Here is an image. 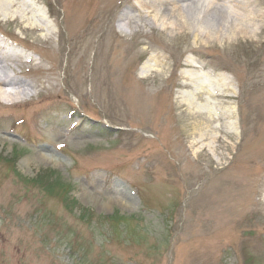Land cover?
<instances>
[{
  "label": "rangeland",
  "instance_id": "374dc122",
  "mask_svg": "<svg viewBox=\"0 0 264 264\" xmlns=\"http://www.w3.org/2000/svg\"><path fill=\"white\" fill-rule=\"evenodd\" d=\"M35 1L52 38L13 46L32 83L57 61L58 91L0 101V264H264V43L128 26L137 0Z\"/></svg>",
  "mask_w": 264,
  "mask_h": 264
},
{
  "label": "bare ground",
  "instance_id": "6f19581e",
  "mask_svg": "<svg viewBox=\"0 0 264 264\" xmlns=\"http://www.w3.org/2000/svg\"><path fill=\"white\" fill-rule=\"evenodd\" d=\"M166 4H172L171 7ZM223 5L230 6V16L220 13ZM35 0H0V20H6L12 23V29L9 31L8 38L0 30V101L5 100L9 103H15L26 99H32L36 86H44L47 89L49 97L47 102L55 100L54 95L58 91L57 75L58 62H52L49 67H44L46 71L44 78L35 83L28 81L24 72L28 70L30 63L35 61L32 55H27L23 51L13 46L14 42H23L22 45L28 47L25 40L28 36L33 38L42 37L50 40L53 31L48 27V22L42 10L36 7ZM133 6L140 12L138 14L124 13L121 20L130 26L131 23L144 26V24L157 25L161 29H170L175 31L177 28L189 27L192 29L195 39H201L204 43H213L216 41H237L239 38L245 39L257 38V41L264 43V24L262 12L257 7H250L238 0H137ZM210 9L215 10L210 11ZM193 10H195L193 12ZM189 16V14H191ZM195 13V14H193ZM221 14L225 19L220 21L216 14ZM144 15L151 18V21L143 22ZM19 27L26 35L21 36L14 28ZM236 39V40H235ZM22 40V41H21ZM235 40V41H234ZM125 51H128L126 54ZM122 55V61L130 60L132 51L127 45H122L119 52ZM23 57H26L23 59ZM40 58V59H39ZM36 62H41L42 57L39 55ZM153 62H146L142 67L143 75L149 74L156 70L158 73H164L167 70L168 58L164 54L153 55ZM9 61L14 62L21 68L19 72L9 73L6 69ZM16 65V66H17ZM24 65V66H23ZM184 65L189 67L193 72V80H200L198 75L200 71L205 70L206 65H198L193 60H186ZM209 83L202 81L200 88H197L198 97L201 96V89H204L210 95L213 94ZM54 97V98H53ZM186 102L193 105V100ZM208 112L212 114L211 110ZM217 131L212 135L215 139H221L220 127L214 128ZM204 134V133H203ZM202 134V136H204ZM205 138V137H204Z\"/></svg>",
  "mask_w": 264,
  "mask_h": 264
}]
</instances>
